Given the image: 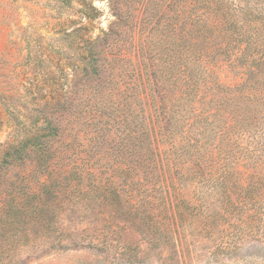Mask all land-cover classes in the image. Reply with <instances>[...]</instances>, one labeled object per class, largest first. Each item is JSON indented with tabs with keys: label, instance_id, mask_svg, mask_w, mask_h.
<instances>
[{
	"label": "rangeland",
	"instance_id": "obj_1",
	"mask_svg": "<svg viewBox=\"0 0 264 264\" xmlns=\"http://www.w3.org/2000/svg\"><path fill=\"white\" fill-rule=\"evenodd\" d=\"M172 1L0 0V170H11L0 188L32 171L84 174L62 197L70 207L80 196L82 213L68 211L62 226L55 213L51 227L25 231L63 236V246L18 248L21 264H264V96L238 91L243 79L227 64L212 66L211 84L223 87L207 97L214 101L197 105L193 114H203L192 126L164 133L143 27ZM174 2L179 27L202 25L204 10L238 18L239 6L264 26V0ZM50 126L60 128L43 139L53 147L19 149ZM186 139L198 144L193 157L206 160L197 170H187L194 147ZM57 153L63 160L53 165ZM136 161L141 170H126ZM200 205L205 217L193 215ZM22 232L0 222L1 238Z\"/></svg>",
	"mask_w": 264,
	"mask_h": 264
},
{
	"label": "trees",
	"instance_id": "obj_2",
	"mask_svg": "<svg viewBox=\"0 0 264 264\" xmlns=\"http://www.w3.org/2000/svg\"><path fill=\"white\" fill-rule=\"evenodd\" d=\"M174 1L170 2L165 11L157 10L155 17H160L159 20L143 27L144 32L147 33L148 42L144 46L145 53L142 55L146 59V67L150 68L153 73L151 88L154 91L153 94L162 103L159 110L165 125L164 133L169 132L173 125H178V123L181 127L192 126L203 114H193L197 105L202 104L204 107L214 101L213 97L209 99L207 97L214 95L216 93L214 91L223 87L216 83L211 84L209 76H211L212 66L227 64L230 70L235 71L243 79L237 86L238 91L248 90L257 98L258 94L264 96V42L259 41V37L264 33V26L258 20L252 23L255 15L253 11L241 6L235 7L234 10L239 17L234 18L233 14L226 13L224 10L223 12L204 10L199 17L202 25L196 28L184 25L179 27L175 21V15L171 14ZM220 114L219 111L213 116H220ZM231 115V120L235 119L236 122H240L238 118H235L239 116L235 110L231 111ZM193 118L196 120H192ZM208 118H210V114L205 117V119ZM251 119H253V115ZM191 120L192 122H190ZM242 120H245V117L241 113ZM59 131V127L50 126L48 133L33 136L30 140L22 142L19 149L23 151L29 145L49 149L55 145V142L49 143L48 140L43 141V139L49 136L59 137ZM186 140L188 148L194 147L190 157L188 156L190 163L187 170H197L195 167L203 165L206 160L200 161L199 158L193 157L198 152V144L192 142L191 139ZM173 147H177L176 144ZM182 148L181 146L177 147V149ZM13 149H15L13 145L7 149L6 158L9 157ZM187 152L189 153V151ZM16 154H19V151ZM152 154L153 156L157 155L155 151H152ZM17 159L20 160V156ZM53 159L56 162H52L54 165L59 164L63 157L57 153L54 154ZM141 161H136L134 168L133 164L129 165L126 170H141L144 167ZM153 161L154 164L150 165V169L156 168L155 157ZM182 166L184 167V165ZM182 166L180 170H184ZM10 172L11 170H0V180ZM78 172L77 177L71 179L66 172L63 175V172L54 170H46L43 172L44 174H33L32 171L28 174L24 173L21 180L17 182L18 185L8 183L0 188V222L6 230L22 228L23 231L20 235L10 234L4 238L0 237V245L3 244L7 247L0 250V264H21V254L23 253L22 250H19L21 248H40L44 242L50 243V248L63 246V236L33 237L25 231L28 228L35 230L51 227L49 216H53L55 213V220L59 226L68 222L67 218L65 219V214L68 211L76 209L82 213L78 202L80 196L73 199L77 203H72V205L68 203L70 207L67 206L68 200H62V197L66 198L64 192L66 188L74 184L75 181L77 185L84 182V174L81 171ZM201 177L205 178L206 176L201 174ZM186 208L190 209L191 206L186 204ZM193 209H195L194 216L205 217L207 215L203 205ZM139 215L145 216L143 213ZM154 216V214H149L150 222L156 225ZM74 238L76 240L78 238L79 242L84 239L79 234H75V237L70 239ZM73 243L75 246L80 245L76 242ZM98 243L101 241L99 240ZM98 245L88 243L90 247L96 246L97 248Z\"/></svg>",
	"mask_w": 264,
	"mask_h": 264
}]
</instances>
